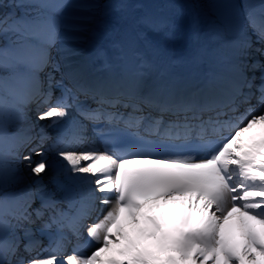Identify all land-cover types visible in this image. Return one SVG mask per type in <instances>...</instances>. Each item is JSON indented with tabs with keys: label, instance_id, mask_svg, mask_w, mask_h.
Returning a JSON list of instances; mask_svg holds the SVG:
<instances>
[{
	"label": "snow or ice",
	"instance_id": "1",
	"mask_svg": "<svg viewBox=\"0 0 264 264\" xmlns=\"http://www.w3.org/2000/svg\"><path fill=\"white\" fill-rule=\"evenodd\" d=\"M77 2L84 10L94 8L90 0H31L32 14L19 19L0 15V264H95L99 254L110 246L111 227L125 209L135 220L136 211L143 207L140 199L155 196L167 200L188 193L196 194L197 209L206 215L198 225L181 230V251L199 245L194 259L205 264L208 253L220 249L222 226L234 212L264 224V143L241 140L253 125L264 122V82L257 85L249 75L260 70L264 76V64L248 63L253 41L247 32L250 28L256 41L264 45V0L259 4L246 2L243 20L233 11L237 5L213 0L216 17L206 31L201 30V18L192 16L188 22L192 38L198 41L211 35L215 70L191 92L180 91L173 82L150 81V65L139 47L131 49L119 73L105 80L90 81L79 71H66L70 58L78 54L67 45L79 38L64 33L87 31V25L94 21L93 16H84L76 24L64 22L66 10ZM179 27L176 17L142 14L132 29L134 43L156 51L151 37L162 34L175 40ZM9 33L14 39L4 42ZM58 46L59 55L53 56ZM206 51L198 49L195 59ZM56 88L62 89L59 97L54 96ZM81 95L98 105L80 115L94 126L105 125L96 128L105 147L75 150L72 145L82 143L77 129L63 142L64 147L57 145L55 150L62 162V175L93 184V192L102 195L85 197L77 184L66 197L71 210L65 211L51 194L45 195L39 179L52 167L45 151L34 150L41 159L33 161L31 155L23 154L31 137L9 129L26 119L33 104L38 120L67 122L71 120V101H78ZM254 95L260 108L223 119ZM43 105L47 107L41 111ZM119 108L131 111L121 113ZM213 136H219L221 142L210 155L198 158L195 149L212 144ZM132 161L150 166L126 169ZM21 164L38 178L36 186L9 192L10 184L21 182ZM56 183L61 186L58 179ZM95 199L107 211L86 226ZM85 226L95 250L85 254L75 245L70 254H65L70 236L79 239ZM53 231L49 247L32 256L41 247L37 235ZM249 246L264 254V242L252 234ZM224 254L229 264H241L238 256L227 250ZM182 259H188L187 255ZM216 261L214 255L212 264ZM129 264L149 261L137 256Z\"/></svg>",
	"mask_w": 264,
	"mask_h": 264
},
{
	"label": "bare ground",
	"instance_id": "2",
	"mask_svg": "<svg viewBox=\"0 0 264 264\" xmlns=\"http://www.w3.org/2000/svg\"><path fill=\"white\" fill-rule=\"evenodd\" d=\"M163 1L165 4L164 6H161L160 9L154 8L149 0L108 1L104 4L101 11V16H105L104 23L96 27L93 25L90 29L89 27L91 25H87L88 30L84 32H65L64 35L66 36L79 38L67 46L78 50L77 56H79V58L83 55L89 57L88 54L90 53V50L97 48L100 44L101 36L106 34V38L110 39V47H112L111 59L107 60H112L119 65H124L125 58L131 56L132 48L139 47L141 54L156 70L163 68L161 71L165 72V70H170L169 66H178L179 70L184 73L189 72L191 75H201L204 74L205 71L207 72L205 74L206 76L210 75L215 70V57L212 52L214 44L211 35L206 34L200 40H194L188 28V22L193 15H198L200 18L205 19L206 21L208 20V22L202 21L203 24L201 30L206 31L210 26V22L216 17L214 2L212 4L213 10H211V12L210 10H202L197 0ZM30 2L31 0H2L3 6L0 7V15H5L7 17L13 16V18L17 19L24 17L28 15L27 12L32 13V8L29 6ZM228 2L234 3L238 6L233 11L238 14L241 20H243L244 4L246 2L259 4L261 3V0H228ZM94 7H96V4H94ZM89 12L90 11L88 10L82 9L79 6V2L73 3L65 13L64 22L66 24L79 23V18L90 16L87 15ZM145 13L176 17L180 25L177 32L178 38L175 40H168L162 34L153 35L151 39L156 46V51H153L151 48H146L143 45L135 44L132 29L135 27L137 18ZM212 16L213 18H211ZM243 23L245 24V27H247V21L244 20ZM247 32L252 41L255 42L256 37L252 30L248 28ZM3 39L4 42H10L14 38L12 34L9 33ZM59 47L60 46L57 48ZM201 48L206 49V53L200 59H195L198 49ZM253 49L254 47L250 50L248 61L255 57V54L252 51ZM169 72L179 73L178 71ZM56 90L58 91H54V96L59 97L62 89L56 88ZM53 103H55V100H53ZM71 103L73 104V107L69 109L70 114L75 108H79L81 101L78 99V101L73 100ZM46 107L47 105H43L40 110L42 111ZM125 110L131 111L130 109ZM51 119L52 118L38 120L37 112L35 113L31 107L27 113L26 119L17 127L10 128L9 130L11 132L24 134L34 129V134H30L31 143L23 149V154L31 155L33 161H38L41 157L35 155L34 150L43 149L45 151V158L49 164L52 165L51 168L47 169L46 172L42 173L39 177L46 189L45 195L51 194L58 202L60 208L65 211H70V205L66 199L69 192L79 184L80 188L83 190V194L87 195L88 193L84 191L85 187L94 188V185H86V183L77 181L74 177L69 179L67 176L61 174L62 162L57 156L55 149L57 145L60 147L65 146L63 142L70 136V131L75 128L76 122L73 120L72 115L71 120L60 124H52ZM39 133L44 135L42 141L35 142L36 137L40 135ZM18 174L21 182L18 184H10L8 187L9 192L18 191L26 185L32 187L36 186L38 178L32 175L24 164L19 165ZM57 179L60 181L61 186H58L56 183ZM92 194H94V192H92ZM188 196H192V194H185L179 198H185ZM179 198L174 197L172 198V201L167 203H170L173 209L179 211V213L182 212L184 208H186L185 214L189 211L193 213V216L190 217L187 223L186 229L195 226V224L190 225L191 221L199 224L201 217L206 214L198 211L194 197H192L190 202L182 201L183 199L178 201ZM77 199H80V197L77 196ZM203 203L204 201L201 200L200 204L202 205ZM38 204L39 201H37L36 206H38ZM93 208H96V210L93 209L96 214L99 210V202H97V200L94 203ZM141 221L143 224L139 223L138 220L136 227L138 232H136L137 236L134 239L128 240L130 235L127 234V230L129 227L125 228L124 225L118 226L110 237L109 242L111 245H115L114 250L117 251L115 252V256L120 254L121 256L119 257L124 260L125 264H129V261H132L137 256L144 257L149 261V264H199V261L194 259L197 252L200 251L199 245H194L190 250L182 253L179 225L171 223L166 229L159 230L158 226L151 224L150 221H144L143 219H141ZM134 229L135 227L131 229L132 233ZM249 234L257 237L261 242H264V224H261L258 220H253L248 216H241L239 212H234L222 226L221 239L223 242L220 249L215 254L209 252L205 264H212V258L214 255L217 256L216 264H229L224 254L225 250L238 256L241 264H264V254H262L258 248L249 246ZM53 235L54 231L53 233L44 235L38 234L37 239L41 242V247L36 251H33L31 255H38L43 249H47ZM84 238L89 239L87 236V230L84 231ZM127 241L130 246L129 249H127V251H121L122 247L120 245ZM94 247L96 246L94 245ZM246 251L248 255L245 254ZM182 255H187L188 259H182ZM252 256H255L254 260L251 259Z\"/></svg>",
	"mask_w": 264,
	"mask_h": 264
},
{
	"label": "rangeland",
	"instance_id": "3",
	"mask_svg": "<svg viewBox=\"0 0 264 264\" xmlns=\"http://www.w3.org/2000/svg\"><path fill=\"white\" fill-rule=\"evenodd\" d=\"M108 1H111V0H90V2H92V3H94V4H96V7H94L92 10H88V11H90L89 12V14H87V15H90V16H93L94 17V21L91 23V24H88V25H91L90 27H89V29L93 26V25H95V27L96 26H99L100 24H103L104 23V20H105V16H101V11H102V9H103V6H104V4L105 3H107ZM150 1V3L152 4V6L154 7V8H156V9H160L161 8V6H164V4H165V2L163 1V0H149ZM198 1V0H197ZM211 1V5H210V7H209V10L211 11V10H213V0H210ZM98 2V3H97ZM201 2V1H200ZM200 2H198L199 3V6L201 7V9L202 10H208L207 8H204V6H206V5H203L202 3L200 4ZM5 3H6V1H5ZM3 11H6V10H3ZM212 12V11H211ZM27 14H32V13H28L27 12ZM200 17V16H199ZM9 19H12L13 18V16H9L8 17ZM210 20H212L211 18H213V16L210 18V17H208ZM207 18V19H208ZM201 20L204 22V21H206L205 19H202L201 18ZM203 22H202V24H203ZM206 22H208V20L206 21ZM206 25V24H205ZM94 28V27H93ZM14 38V37H13ZM34 134V133H33ZM48 135V134H47ZM46 137H48V136H46ZM34 138V137H33ZM38 140V141H37ZM39 141H42V139H39L38 138V136L36 137V140H35V142H39Z\"/></svg>",
	"mask_w": 264,
	"mask_h": 264
},
{
	"label": "trees",
	"instance_id": "4",
	"mask_svg": "<svg viewBox=\"0 0 264 264\" xmlns=\"http://www.w3.org/2000/svg\"><path fill=\"white\" fill-rule=\"evenodd\" d=\"M203 1L205 2V1H208V0H203ZM206 3H207V5H208V2H206Z\"/></svg>",
	"mask_w": 264,
	"mask_h": 264
}]
</instances>
